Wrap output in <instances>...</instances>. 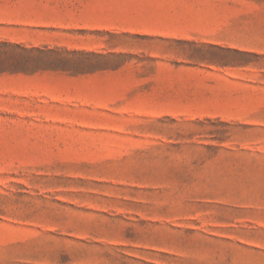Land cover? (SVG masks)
Listing matches in <instances>:
<instances>
[{
    "label": "rangeland",
    "instance_id": "obj_1",
    "mask_svg": "<svg viewBox=\"0 0 264 264\" xmlns=\"http://www.w3.org/2000/svg\"><path fill=\"white\" fill-rule=\"evenodd\" d=\"M0 264H264V0H0Z\"/></svg>",
    "mask_w": 264,
    "mask_h": 264
},
{
    "label": "trees",
    "instance_id": "obj_2",
    "mask_svg": "<svg viewBox=\"0 0 264 264\" xmlns=\"http://www.w3.org/2000/svg\"><path fill=\"white\" fill-rule=\"evenodd\" d=\"M3 63H4V62H0V67H2V66H3Z\"/></svg>",
    "mask_w": 264,
    "mask_h": 264
}]
</instances>
